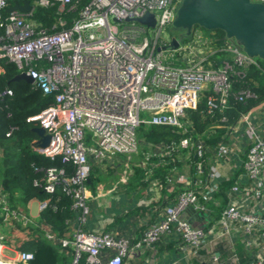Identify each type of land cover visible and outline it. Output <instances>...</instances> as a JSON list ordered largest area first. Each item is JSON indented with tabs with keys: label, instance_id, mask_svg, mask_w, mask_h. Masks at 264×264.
I'll return each instance as SVG.
<instances>
[{
	"label": "built area",
	"instance_id": "2783aa9c",
	"mask_svg": "<svg viewBox=\"0 0 264 264\" xmlns=\"http://www.w3.org/2000/svg\"><path fill=\"white\" fill-rule=\"evenodd\" d=\"M181 1L89 0L70 27L59 16L49 30L32 17L33 8L28 13L10 11V0H0V29H4L0 59L15 63L19 73L31 76L44 92H55V102L30 117L50 135L48 145L36 144V149L51 159L59 156L75 164L71 176L63 167L47 168L44 185L47 193H53L63 183L78 211L80 223L76 227L71 223L68 235L46 233L51 242L68 249L70 264H135L163 239L176 242L187 259L195 258L199 264L205 262L199 258L206 247L212 250L209 264H264V99L241 112L234 123H228L226 114L231 95L239 101L255 97L250 89L233 93L235 77H245L250 66H262L256 57L214 34L200 43L196 57L186 55L183 45L164 49L168 43L162 33ZM72 2L36 0L35 4L59 3L60 9L71 10ZM148 12L155 15L154 27L134 20ZM199 33L196 29L192 40L200 41ZM11 94L6 89L0 96ZM204 100L212 122L200 133L190 111L198 110ZM151 125L169 126L181 136L157 144L141 141L139 127ZM218 129L221 137L212 141ZM88 132L92 145L87 142ZM141 146L149 148L145 161L136 162L129 173L161 156L173 165L167 179L182 184V189L142 219L140 237L86 230L91 211L90 156L114 165L121 155L138 154ZM178 155L189 169H180ZM235 171L237 179L229 182L228 202L216 222L195 224L197 218H207L209 204ZM46 206V201H39L40 211ZM28 217L11 208L5 194L0 195V264L27 263L34 257L31 251L4 255L1 222L28 223ZM222 240L242 243L251 255L243 263L236 252L221 259L214 245Z\"/></svg>",
	"mask_w": 264,
	"mask_h": 264
},
{
	"label": "trees",
	"instance_id": "16d2710c",
	"mask_svg": "<svg viewBox=\"0 0 264 264\" xmlns=\"http://www.w3.org/2000/svg\"><path fill=\"white\" fill-rule=\"evenodd\" d=\"M27 0H10V4H23ZM33 5L32 17L44 28L51 30L57 17L66 19V26L70 27L78 17L80 9L89 0H73L75 8L69 10L59 8V3L50 6L35 4L36 0H29ZM4 12H7L6 10ZM203 29L196 27V29ZM214 34L222 41L225 33L222 30L206 31ZM4 29H0V34ZM186 43L190 39H186ZM262 69L250 66L243 78L235 77L233 93L241 89H250L255 97L246 101H239L234 95L230 97V107L227 109L228 123H234L241 112L251 105L264 99V60L258 59ZM19 74L15 63L7 58L0 59V93L11 89V95L0 96V195L5 194L11 208L21 209L27 213L30 200L36 198L46 201L47 206L40 211L34 224H25L16 219L1 222V232L4 231L5 243L18 251H31L34 257L27 263L20 264H70L71 257L68 249L51 242L46 233L57 237L67 235L70 224L76 222L78 211L72 207L73 198L64 190L63 183L58 184L56 191L47 193L44 189L46 169L52 166L65 168L66 174L75 173V164L64 162L59 156L51 159L36 149L39 134L34 130L39 126L37 121L30 117L55 102V92L46 93L35 82L25 79H15ZM205 100L196 111H190L194 119V127L198 132L206 130L212 120L205 113ZM221 129L216 141L221 137ZM139 138L160 143L162 141L179 140L180 134L169 126H141L138 129ZM141 169L135 168L136 174ZM2 220V219H1Z\"/></svg>",
	"mask_w": 264,
	"mask_h": 264
},
{
	"label": "crops",
	"instance_id": "0c3cea01",
	"mask_svg": "<svg viewBox=\"0 0 264 264\" xmlns=\"http://www.w3.org/2000/svg\"><path fill=\"white\" fill-rule=\"evenodd\" d=\"M201 33L198 34V36H201L200 41L191 39L188 43L182 44L186 47L184 51L186 55L198 56L200 54V43L204 41L205 37L212 35L203 31ZM190 51H194L192 55H190ZM141 141L148 140L141 138ZM148 151V147L141 146L138 154L132 156L121 155L114 165H111L109 161H102L90 156L93 164V172L88 181V188L91 194L89 200L91 211L84 224L86 230L100 232L110 230L117 237L129 239L140 237L144 231L142 219L150 216L154 207L166 203L168 197L172 199L176 197L183 185L167 179L173 166L166 162L168 161L167 158L161 156L150 158L142 167H136L141 169L139 174H136V172L129 173V169L136 162L145 161ZM177 158L179 160L177 159L178 162L176 163L180 169L185 167L189 169L186 166L188 162L182 161V156L178 155ZM237 174L238 172L235 171L232 181L223 183V190L216 194L215 200L209 204L207 218H197L195 224L206 225L216 222L228 202L227 188L229 187V182L235 181ZM26 214L33 219L39 216V199L34 198L29 201ZM79 223L77 218L76 222H73L72 227L78 226ZM70 231L71 228L67 235ZM167 241L168 239L160 240L153 250L140 255L135 260V264H173L175 261L178 264H199V261L195 258V260L192 258V260L187 259V255L178 249L176 242ZM214 250L223 260L230 258L236 252L241 263L245 262L251 255V252L242 243H231L227 240L219 241L214 245ZM202 251L199 259L205 262L201 264H209V257L211 258L210 254H212L211 248L206 247ZM17 254L18 250L5 243V256L15 257Z\"/></svg>",
	"mask_w": 264,
	"mask_h": 264
},
{
	"label": "water",
	"instance_id": "95a60500",
	"mask_svg": "<svg viewBox=\"0 0 264 264\" xmlns=\"http://www.w3.org/2000/svg\"><path fill=\"white\" fill-rule=\"evenodd\" d=\"M33 5L29 0L23 4L15 3L9 10L28 13ZM128 21L132 18H128ZM141 24L154 27L156 18L153 13L134 19ZM178 34L172 36L164 49H177L186 39H193L196 27L207 30H222L224 38L251 57L264 60V2L255 0H182L171 23ZM189 42V41H188ZM15 79L34 82L26 73H19ZM34 130L40 138L36 144L48 145L50 135L43 127Z\"/></svg>",
	"mask_w": 264,
	"mask_h": 264
},
{
	"label": "rangeland",
	"instance_id": "374dc122",
	"mask_svg": "<svg viewBox=\"0 0 264 264\" xmlns=\"http://www.w3.org/2000/svg\"><path fill=\"white\" fill-rule=\"evenodd\" d=\"M112 21V23L113 24H117L118 25V22H116V21H113V19L111 20ZM119 26V28L121 29V26L120 25H118ZM198 30H199V32H201V31H203V32H206V31H210V30H203V29H200V28H198ZM208 33V32H207ZM175 34H178L177 33V31L175 30V29H172V26L170 25L168 28H167V30L165 29V31L162 33V39H164L165 40V42H167V43H169L170 41H171V38H172V36L173 35H175ZM187 41L186 40H184L183 41V43L182 44H184V43H186ZM168 50H171V49H168ZM166 51V53L167 52H169V51H167V50H165ZM87 142H88V144L89 145H92V143H93V141L91 140V136H90V133L88 132L87 133ZM24 212V211H23ZM25 213V212H24ZM29 218V220H28V223H23V225H25V224H34V220H33V218H31V217H28ZM18 221V220H17ZM21 222V221H20ZM4 233V232H3Z\"/></svg>",
	"mask_w": 264,
	"mask_h": 264
}]
</instances>
